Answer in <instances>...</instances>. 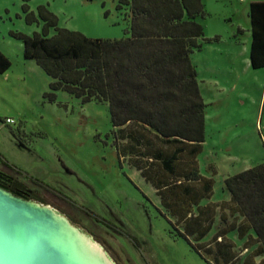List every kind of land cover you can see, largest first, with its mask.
I'll use <instances>...</instances> for the list:
<instances>
[{
    "label": "rangeland",
    "instance_id": "obj_1",
    "mask_svg": "<svg viewBox=\"0 0 264 264\" xmlns=\"http://www.w3.org/2000/svg\"><path fill=\"white\" fill-rule=\"evenodd\" d=\"M118 1L0 0V51L11 62L0 73V171L24 184L32 200L65 215L114 264H209L172 234L155 189L118 152L108 105L83 104L62 91L50 102L51 78L24 58L22 41L12 35L40 32L42 22L28 24L23 5L36 15L43 5L62 28L122 39L129 22ZM251 1L203 0L207 16L198 22L205 38L222 39L204 41L191 55L206 105L198 161L202 175L215 180V201L225 196L227 176L264 162V69L245 70L239 50L249 38H234L237 27L251 26ZM231 238L241 251L243 241Z\"/></svg>",
    "mask_w": 264,
    "mask_h": 264
},
{
    "label": "trees",
    "instance_id": "obj_2",
    "mask_svg": "<svg viewBox=\"0 0 264 264\" xmlns=\"http://www.w3.org/2000/svg\"><path fill=\"white\" fill-rule=\"evenodd\" d=\"M23 10L26 22L40 20L42 29L12 35L22 41L24 58L51 78L45 97L55 102L62 91L83 104L108 105L118 152L155 189L172 234L209 264H235L244 251L242 264H264V162L224 180L229 201L204 203L215 180L202 175L198 161L206 105L191 58L211 42L198 22L207 16L203 0H119L116 10L129 22L122 39L62 28L47 6L37 15L28 5ZM249 17L251 65L264 68V1L250 4ZM10 67L0 51V73ZM12 180L30 198L26 186ZM231 237L243 241L241 251Z\"/></svg>",
    "mask_w": 264,
    "mask_h": 264
},
{
    "label": "water",
    "instance_id": "obj_3",
    "mask_svg": "<svg viewBox=\"0 0 264 264\" xmlns=\"http://www.w3.org/2000/svg\"><path fill=\"white\" fill-rule=\"evenodd\" d=\"M0 264H114L63 214L0 186Z\"/></svg>",
    "mask_w": 264,
    "mask_h": 264
},
{
    "label": "crops",
    "instance_id": "obj_4",
    "mask_svg": "<svg viewBox=\"0 0 264 264\" xmlns=\"http://www.w3.org/2000/svg\"><path fill=\"white\" fill-rule=\"evenodd\" d=\"M258 1H264V0H254V1H251V3L252 2H258ZM250 12V11H249ZM237 32H239L238 34H236L235 36H234V38H237L236 40L238 41V42H236V43H239V42H241L240 41V39H239V35H244L245 33H246V37H248L249 38V42L247 43V46H245V45H243V46H245V49L244 50H242V48L239 50V55H241L242 57H243V59H242V62H243V64L245 65V70H247L248 72L249 71H257V70H260V69H264V68H260V69H254L253 67H252V65H251V46H252V40H253V35H252V26H247V29H243L242 27H237ZM238 35V36H237ZM216 37H218V40H217V42H220L221 41V39H222V37L220 36V35H215L213 38H209V39H214V38H216ZM246 40V39H245ZM244 41V40H243ZM212 42H214V41H212ZM216 42V41H215ZM240 44V43H239ZM239 65H240V62H239ZM240 68H241V66H240ZM232 69H233V67H232ZM235 72H237V69H233ZM199 87H200V85H199ZM205 143V142H204ZM203 146H204V144H203ZM215 173V172H214ZM211 176H212V174H211ZM206 177H208V176H206ZM227 177H229V176H227ZM226 177V178H227ZM211 178H213V177H211ZM225 178V179H226ZM224 179V180H225ZM222 191L223 192H225V196H224V198L223 199H219V200H217V201H215V200H213V196H212V198L211 199H209V200H207V201H205L204 203L206 204V203H209V202H211V203H220V202H222V201H229L230 199H231V195H230V193L227 191V190H225L224 189V187H223V189H222Z\"/></svg>",
    "mask_w": 264,
    "mask_h": 264
},
{
    "label": "flooded vegetation",
    "instance_id": "obj_5",
    "mask_svg": "<svg viewBox=\"0 0 264 264\" xmlns=\"http://www.w3.org/2000/svg\"><path fill=\"white\" fill-rule=\"evenodd\" d=\"M0 186L7 188L9 191L26 195L13 187L12 177L0 171ZM27 196V195H26ZM29 197V196H28Z\"/></svg>",
    "mask_w": 264,
    "mask_h": 264
},
{
    "label": "bare ground",
    "instance_id": "obj_6",
    "mask_svg": "<svg viewBox=\"0 0 264 264\" xmlns=\"http://www.w3.org/2000/svg\"><path fill=\"white\" fill-rule=\"evenodd\" d=\"M94 247L97 249V250H100V251H104L102 249V247L100 245H98L97 243L94 242Z\"/></svg>",
    "mask_w": 264,
    "mask_h": 264
},
{
    "label": "built area",
    "instance_id": "obj_7",
    "mask_svg": "<svg viewBox=\"0 0 264 264\" xmlns=\"http://www.w3.org/2000/svg\"><path fill=\"white\" fill-rule=\"evenodd\" d=\"M7 123H12L13 121L11 119L6 120Z\"/></svg>",
    "mask_w": 264,
    "mask_h": 264
}]
</instances>
